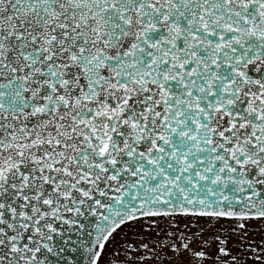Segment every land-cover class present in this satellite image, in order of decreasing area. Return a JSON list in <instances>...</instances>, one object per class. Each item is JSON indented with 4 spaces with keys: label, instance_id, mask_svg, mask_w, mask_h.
Here are the masks:
<instances>
[{
    "label": "snow or ice",
    "instance_id": "6c2138e0",
    "mask_svg": "<svg viewBox=\"0 0 264 264\" xmlns=\"http://www.w3.org/2000/svg\"><path fill=\"white\" fill-rule=\"evenodd\" d=\"M0 264H264V0H0Z\"/></svg>",
    "mask_w": 264,
    "mask_h": 264
}]
</instances>
